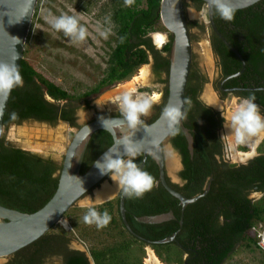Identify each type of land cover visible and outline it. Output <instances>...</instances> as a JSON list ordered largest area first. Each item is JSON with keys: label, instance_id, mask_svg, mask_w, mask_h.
Listing matches in <instances>:
<instances>
[{"label": "trees", "instance_id": "obj_1", "mask_svg": "<svg viewBox=\"0 0 264 264\" xmlns=\"http://www.w3.org/2000/svg\"><path fill=\"white\" fill-rule=\"evenodd\" d=\"M193 1L198 9L204 4ZM161 0H135L131 7L125 6L124 0H111L110 20L113 23L114 43L106 60V67L100 81L90 90L79 96L70 95L54 83L36 72L23 58L19 70L23 77V86L14 88L10 94L3 125L19 123L33 119L41 122H54L56 119L73 125V110L58 109L48 103L41 94V88L54 101L83 99L99 92L103 87L111 86L131 75L137 68L148 61V53L157 57L147 35L156 32L160 21L159 7ZM36 10V9H35ZM218 32L242 57L245 69L236 78L224 83L227 88H241L236 95L241 98L255 95L258 107L264 113V0L238 10L232 22H227L213 15ZM188 28L198 27L197 22L187 23ZM211 43L219 56L220 81L241 69L240 61L211 32ZM172 35L161 48L162 53L169 54ZM157 68L166 74L169 70L168 59H162ZM188 78L185 90L186 118L183 126L189 131L193 140L190 155L184 134L180 131L171 134L170 142L181 156L183 169L179 172L182 185H175L167 180L171 188L192 198L203 192L209 182V191L204 197L186 206L183 212V223L179 227L180 204L168 194L158 180V167L151 156H147L143 169L154 178V186L141 198H126L124 216L131 230L142 238L155 242L176 233L175 242L150 244L153 250L164 261L172 264H223L233 253L239 243L250 250L257 249L255 238L249 232L253 224L264 225V152L248 162L247 165L219 163L215 156L219 154L215 129L221 128L222 120L216 119L212 110L197 99L202 80L190 85ZM40 85L38 86L36 82ZM167 98V91L165 100ZM160 108V111L162 110ZM18 113V119L11 120L10 114ZM120 116V115H119ZM155 120V119H154ZM153 120V121H154ZM112 144L111 136L99 130L92 134L84 155L80 174L90 167L93 161ZM264 145V142L262 143ZM262 145L258 148L260 151ZM245 150V148H241ZM142 155L137 157L140 164ZM52 160H43L27 151L15 148L0 138V205L22 213H34L39 210L53 195L58 182L54 176L60 170ZM252 191L263 192L258 201L248 199ZM98 211L105 209L111 216L106 226L118 229L120 237L134 238L124 227L118 209V198L93 206ZM88 208H71L64 216L70 217L77 210L84 215ZM171 212L174 220L159 224H144L137 219ZM78 214L75 216L77 217ZM73 230L88 236L90 231L79 223L69 222ZM67 243L64 232L49 233L19 250L10 257L7 264H41L47 255L62 251ZM117 243V242H116ZM111 246L91 248L89 256L94 264H134L129 257L130 244L124 241ZM183 255L186 258L183 259ZM261 264L264 255L261 253ZM64 264H89L84 254H68Z\"/></svg>", "mask_w": 264, "mask_h": 264}, {"label": "rangeland", "instance_id": "obj_2", "mask_svg": "<svg viewBox=\"0 0 264 264\" xmlns=\"http://www.w3.org/2000/svg\"><path fill=\"white\" fill-rule=\"evenodd\" d=\"M111 5V0H38L24 44L23 58L36 72L70 95L79 96L83 92L92 89L103 76L106 60L114 43L113 23L110 20ZM183 6L188 20L190 22L196 21L202 26L201 29L196 27L189 28L192 47L191 69L193 75L190 85L196 84L198 76L203 75L204 80L201 82L198 99L222 116L223 122L219 131L220 136H222L227 134V130H229L223 126V115L225 117L229 116L241 99L235 94L223 95L218 92V82L220 81L219 63L211 47V30L208 27L205 5L198 9L193 1L185 0ZM62 14L77 16L80 23L88 29V36L84 41H72L70 38L64 36L63 32L53 29L47 22L48 19L59 17ZM155 27L156 32L149 33L147 37L150 38L151 44L154 45H152L154 50L160 52L161 48L169 40V32L164 28L161 21ZM101 32H107V38L100 35ZM157 33L164 37V43L159 46H157L154 38V35ZM161 56L168 59L167 53H161ZM154 64L153 55L148 54L146 64L141 65L122 81L104 87L98 94L90 96L87 103L79 99V97L72 100L54 101L41 88L42 97L48 103L58 109L73 110L75 116L73 125L59 119H56L52 123L28 119L19 123H11L7 127H4L1 138L12 146L21 144L25 140L32 141L44 147L36 151L46 155L48 159L62 160L73 135L82 125L99 119L102 116L120 117L110 115H120L115 100L125 91L132 92L134 95L150 96L153 93L160 95V100L153 105L150 113L142 117L144 122L151 123L160 106L161 94L164 90V85L161 82L167 80L165 72L159 74L154 72ZM142 70L148 72L147 77L143 80L139 79ZM36 84L40 86L37 82ZM206 91H209L214 96L217 102L216 105L210 104L205 99ZM260 113L264 115L263 111H260ZM36 126L43 127L49 131L51 137L48 138L47 135L44 138V136L38 134L33 136L31 128ZM23 127L28 129V132H25V134L22 131ZM262 137L257 147H260L264 142V135ZM169 146V141L164 142L162 145V152L167 165V177L172 184L179 185L180 158L175 150L169 149ZM260 149V151L257 148L255 149V156L264 152V145ZM236 151L242 152L239 150V147ZM242 153H249V151ZM249 157L237 160L232 154H228L226 159L231 164L237 165L245 164ZM172 158L177 162L176 169L168 167L167 161ZM105 183L109 186L113 185V180L110 176L103 182V184ZM96 189H99V187ZM119 191L118 188L111 200L118 198L117 194ZM87 196H92V193ZM248 196L255 202L263 197V192L253 191ZM74 208L82 209L88 207L76 205ZM74 213H77L78 216L75 217L77 214H71L70 217L64 216L58 224L48 231L54 234L65 233L67 243L63 246V249L84 251L89 255V250L93 247L111 246L113 243L124 241L130 244L129 257L134 264H167L164 261L165 254L163 252L160 257L149 244L135 242L125 236L120 237L118 235L120 228L104 227L98 229L95 224H85L83 221L84 215H79L80 213L77 210ZM71 221L74 223L80 222L79 224L88 229L91 234L82 237L80 232L71 228L69 223ZM184 258H186L185 255H183ZM154 259L155 263L152 262ZM260 261L261 252L258 249L250 250L243 243H239L223 264H261ZM7 263L8 258L0 259V264ZM44 264H62V262L59 254L55 253L45 258Z\"/></svg>", "mask_w": 264, "mask_h": 264}, {"label": "water", "instance_id": "obj_3", "mask_svg": "<svg viewBox=\"0 0 264 264\" xmlns=\"http://www.w3.org/2000/svg\"><path fill=\"white\" fill-rule=\"evenodd\" d=\"M37 1L38 0H0V62L10 63L14 57H17L15 63L19 68L20 62L23 59L24 44ZM184 1L185 0H161L159 7L160 21L169 34L172 35V43L168 54L169 70L167 77V98L163 108L166 105L177 103H182L185 107L184 96L192 63V47L189 28L187 26L188 18L186 17L183 6ZM199 1L203 2L206 7L207 21L211 32L215 34V36L241 63V69L226 77L223 81L225 82L228 79L240 76L245 69V64L241 55L229 45L215 27L213 15L208 9V0ZM260 1L261 0H233V3L238 10H243ZM241 90V88L231 89L233 92H240ZM10 94L7 97L0 96V138L4 128L3 118ZM161 112L154 121L151 123L145 122L144 125L139 126L134 133L133 130L125 127L123 134L130 136L133 135L131 139L144 145L146 150L151 147L152 140L158 141V145L151 148L153 152L152 155L147 154V151L141 154L142 160L140 166L143 168L147 156H151L155 160L158 167L159 183L168 194L179 201V227H181L183 223V212L186 206L196 202L201 197H204L209 191L210 183L208 182L204 186L201 194L192 198H186L184 195L169 186L167 183V165L162 152V145L164 142L168 141L171 132L167 122L161 118ZM86 125L92 129L91 135L99 130L105 131L100 122V118L90 121L82 125L73 135L62 160L51 158L56 165L61 167L54 175L58 177L57 187L51 198L39 210L28 214L0 205V259L10 257L14 253L29 246L44 236L51 228L58 224L63 219L64 215L74 206H97L112 199V197H109L106 200L98 201L97 198L102 190H104L105 193H110V196L117 192L118 186L115 181H113V185L111 186L107 183L103 184L109 175H102L95 165V162L101 160L103 154L109 148L117 146L112 134L108 131L105 132L111 136L112 144L93 161L85 173L80 174L84 153L91 135L86 140H80L78 137ZM115 131L117 136L121 134L119 129H116ZM181 131L185 136L187 148L191 155L193 140L189 131L183 126L182 121ZM13 146L23 151H27L30 154H34L43 160L48 159L46 155L25 149L20 144ZM120 148L121 151H123V146H120ZM256 148L257 146L255 149ZM169 149H173L171 145L169 146ZM181 167L180 164L179 169ZM178 180L180 183L179 185H182L180 179ZM98 187L99 189H96ZM90 193H92V196H87ZM117 197L122 223L128 233L134 238L149 245L154 243L165 244L175 242L176 233L155 242L148 241L135 234L128 226L124 216L125 197L122 196L120 191L118 192ZM168 220H174V216L171 212L155 216H145L137 219L138 222L144 224H159ZM82 253L85 254L89 264H94L89 255L84 251Z\"/></svg>", "mask_w": 264, "mask_h": 264}, {"label": "clouds", "instance_id": "obj_4", "mask_svg": "<svg viewBox=\"0 0 264 264\" xmlns=\"http://www.w3.org/2000/svg\"><path fill=\"white\" fill-rule=\"evenodd\" d=\"M134 2L135 0H124L125 6L128 7H131ZM208 9L212 15L219 16L227 22H232L238 11L233 0H208ZM47 22L53 29L63 32L64 36L74 42L84 41L88 36V29L75 15L62 14L59 17L48 19ZM100 35L107 38L108 33L101 32ZM163 39L162 36L156 37L157 46ZM16 59L17 57H14L10 63L0 62V96L7 97L14 88L23 86V77L15 63ZM159 100L160 95L156 93L149 96L134 95L132 92L125 91L115 100L120 117H100L104 130L112 134L117 146L109 148L103 154L102 159L95 162V165L102 175H109L117 183L123 197L141 198L154 186L153 176L140 166L137 157L146 151L147 154L152 155L151 148L157 146L158 141L152 140L151 147L146 150L144 145L131 139L133 135L123 134V130L127 127L134 133L139 126L144 125L142 117L147 116ZM255 101V95L241 98L229 116L223 115L224 127L230 129L228 134L220 138L227 154L231 155L238 147L248 146L252 137L264 133V115L260 113ZM186 115L187 109L182 103L166 105L161 112V118L167 122L172 135L181 131V121L186 118ZM10 119H18V113L12 112ZM116 129L121 132L119 136L116 134ZM91 133L92 129L86 125L78 138L86 140ZM120 146H123V151ZM255 154V151L249 153L250 156ZM83 190L85 191L84 188ZM83 221L85 224H95L100 229L110 223L111 216L106 209L101 212L96 207H88Z\"/></svg>", "mask_w": 264, "mask_h": 264}, {"label": "flooded vegetation", "instance_id": "obj_5", "mask_svg": "<svg viewBox=\"0 0 264 264\" xmlns=\"http://www.w3.org/2000/svg\"><path fill=\"white\" fill-rule=\"evenodd\" d=\"M188 22H190L189 20H187V23ZM196 22V21H195ZM198 23V22H197ZM198 25H200L199 23H198ZM209 27V26H208ZM196 28H198V27H196ZM149 40H150V38H149ZM151 43V42H150ZM151 45H153V44H151ZM154 46V45H153ZM211 47H212V50H213V53L215 54V56L217 57V59H218V63L220 62V59H219V56L215 53V51H214V46L212 45V43H211ZM161 53L162 52H158L157 54V57L155 56V55H153V57H154V60H155V64H154V67H153V69H154V72L155 73H157V74H159V73H161V72H163V71H161V70H159L158 68H157V66H158V63H161L162 61H161V58L162 59H167V58H163L162 56H161ZM148 54H150V53H148ZM219 75H221V72H220V67H219ZM190 76H192V69H190V73H189V77ZM166 77H168V73L166 74ZM188 77V78H189ZM199 77H200V79L201 80H204V77H203V75H199ZM167 79V78H166ZM224 81L222 80L221 82H220V84L218 85V92L220 93V94H235L236 95V93L237 92H233V91H231V89H234V88H227V87H224ZM161 84H163L164 85V90H163V93L161 94L162 96H161V102H160V106H159V108H158V110H157V112H156V114H155V118H152L153 120L154 119H156L157 117H158V115H159V111H160V108L162 107V105H163V103H164V100H165V94H166V91H167V80L166 81H164V82H161ZM104 88V87H103ZM103 88H101L100 90H99V92L103 89ZM99 92H97V93H93V94H91V95H89L88 97H85V98H83V99H81L82 101H84L85 103H87V100H88V98L90 97V96H92V95H95V94H98ZM238 97V96H237ZM239 99H241V97H238ZM197 99H198V94H197ZM199 100V99H198ZM202 103V102H201ZM203 104V103H202ZM206 106V105H205ZM206 107H208V106H206ZM208 108H210V107H208ZM259 109H260V111L262 112L263 110L260 108V107H258ZM211 109V108H210ZM212 110V112L214 113V115H215V118L216 119H221L222 120V122H223V118H222V116H220V114L217 112V111H215V110H213V109H211ZM157 115V116H156ZM110 116H119L118 114L116 115H110ZM74 113H73V119H74ZM109 117V116H108ZM59 119V118H58ZM152 120V121H153ZM66 123H68V122H66ZM69 124V123H68ZM222 126V125H221ZM220 129L221 128H219V129H215V132H214V134H215V138L218 140V147H219V154L218 155H216L215 156V159H216V161L217 162H219V163H227V164H231L230 162H228L227 161V159H226V156L228 155L226 152H225V149H224V144H223V141H221L220 140V138H221V136H220V134H219V131H220ZM92 136V135H91ZM91 138V137H90ZM170 138H171V135H170V137H169V139H168V141H169V143H170V145L172 146V148L174 149V147H173V145L171 144V142H170ZM263 138V137H262ZM90 140V139H89ZM260 142V141H259ZM88 143H89V141H88ZM259 144V143H258ZM257 144V145H258ZM88 145V144H87ZM256 145V146H257ZM241 148H245V150H242ZM259 147H257V149H258ZM86 150H87V148H86ZM86 150H85V153H86ZM175 150V149H174ZM239 150L240 151H242V152H245V151H249V153L251 152V150H250V148H248V147H246V146H242V147H239ZM176 152H177V150H175ZM236 153L235 154H246V153H242V152H237V151H235ZM85 153H84V155H85ZM177 155L179 156V158H180V164H181V168H180V171L183 169V165H182V161H181V156L179 155V153L177 152ZM260 155V153L257 155V156H259ZM257 156H250L249 157V159H248V161L245 163V164H237L236 166H242V165H247L248 164V162H250L251 160H253L254 158H256ZM84 159V158H83ZM237 160H239L238 158H237ZM235 165V164H234ZM179 171V172H180ZM178 177H179V173H178ZM180 179V178H179ZM167 180H168V177H167ZM169 181V180H168ZM180 181H181V179H180ZM170 182V181H169ZM182 182V181H181ZM171 183V182H170ZM253 192V191H252ZM248 197V199H250L249 198V196H247ZM251 200V199H250ZM75 252H77V253H81V254H84V253H82V252H80V251H76V250H66V249H62V251H60V252H57V254H59V257H60V259H61V262H62V264H64L65 263V261H66V257L68 256V254H73V253H75ZM49 256H51V255H47L45 258H47V257H49ZM84 256H85V254H84ZM86 257V256H85ZM44 258V259H45ZM44 259H43V261H42V263L41 264H44ZM8 262H9V259H8ZM89 262V261H88Z\"/></svg>", "mask_w": 264, "mask_h": 264}, {"label": "bare ground", "instance_id": "obj_6", "mask_svg": "<svg viewBox=\"0 0 264 264\" xmlns=\"http://www.w3.org/2000/svg\"><path fill=\"white\" fill-rule=\"evenodd\" d=\"M157 36H162V35H160V34H155L154 35V38H155V41H156V37ZM163 37V36H162ZM164 43V41L162 40L161 42H160V44L159 45H162ZM157 44V43H156ZM147 74H148V72L146 71V70H142L141 72H140V76H139V79H145L146 77H147ZM106 97H108V96H106ZM205 99L210 103V104H213V105H216L217 104V102H216V100H215V98H214V96L209 92V91H206V93H205ZM39 125V124H38ZM24 128V127H23ZM30 130V129H29ZM23 133L25 134V132H28V129L27 128H24L23 130ZM33 132V133H32ZM230 132V129L229 130H227V134ZM31 133H32V135L33 136H35L36 134H38V135H40V136H44V138H46L47 137V135H48V138H50L51 136V133H49V131H47V130H45L43 127H39V126H36V127H32L31 128ZM27 134V133H26ZM30 135V134H29ZM264 135V133H262V134H260L259 136H257V137H252L251 138V140L249 141V145L248 146H246V147H248V148H250V150H251V152L253 151V150H255V147H256V145L259 143V141L261 140V138H262V136ZM34 139V138H33ZM20 143V142H19ZM23 148H28V149H31L32 151H36L37 149H43L44 147L42 146V145H39V144H37V143H34V142H32V141H23V142H21V144H20ZM36 152H38V151H36ZM250 152V153H251ZM40 153V152H39ZM236 152H233L232 153V156L234 157V158H238L239 160H243V159H246V158H248L250 155H249V153H246V154H235ZM168 167L170 168V169H176L177 168V162H176V160L174 159V158H172V159H168ZM113 195H115V193H113L111 196H110V193H105V191L104 190H102L101 191V193L99 194V196H98V198H97V200L98 201H103V200H106L107 198H109V197H112ZM82 201V200H81ZM86 203V202H85ZM152 262H156L155 261V259L154 260H152ZM157 264V263H156Z\"/></svg>", "mask_w": 264, "mask_h": 264}, {"label": "built area", "instance_id": "obj_7", "mask_svg": "<svg viewBox=\"0 0 264 264\" xmlns=\"http://www.w3.org/2000/svg\"><path fill=\"white\" fill-rule=\"evenodd\" d=\"M249 232L255 238L256 248L264 255V225L260 223L253 224Z\"/></svg>", "mask_w": 264, "mask_h": 264}]
</instances>
